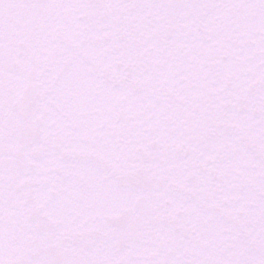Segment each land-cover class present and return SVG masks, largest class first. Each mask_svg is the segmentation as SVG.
I'll return each instance as SVG.
<instances>
[{"label": "snow or ice", "instance_id": "1", "mask_svg": "<svg viewBox=\"0 0 264 264\" xmlns=\"http://www.w3.org/2000/svg\"><path fill=\"white\" fill-rule=\"evenodd\" d=\"M0 264H264V0H0Z\"/></svg>", "mask_w": 264, "mask_h": 264}]
</instances>
